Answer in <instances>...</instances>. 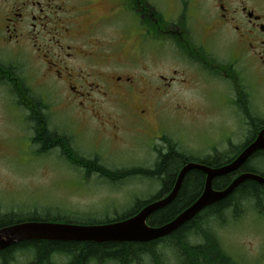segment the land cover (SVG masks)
I'll return each mask as SVG.
<instances>
[{
	"label": "flooded vegetation",
	"instance_id": "af4514ba",
	"mask_svg": "<svg viewBox=\"0 0 264 264\" xmlns=\"http://www.w3.org/2000/svg\"><path fill=\"white\" fill-rule=\"evenodd\" d=\"M97 2L102 11L96 10ZM159 52L170 68L190 66L203 80L223 86L226 92L214 89L228 97L226 106L232 104L255 131L247 144L264 129V118L253 112L252 104L259 100L250 76L257 72L264 78V0H0V104L18 111L22 121L27 118L33 133L26 138L30 144L40 153L56 150L64 163L71 164L67 159L74 148L72 135L58 128L51 113L57 110L51 104L42 107L28 82L33 79L45 94L59 95L64 110L74 111L87 124L94 121L101 135L118 142L113 134L117 124L98 114L97 96L108 79L109 86L116 87L115 102L132 109L131 120L153 132L159 118L142 106L148 95L151 100L165 96L171 85L187 79L177 69L172 75L151 73L147 62ZM133 55L150 68L148 74L128 65ZM80 63L95 68L116 65L117 71H77ZM191 114L188 108L181 115ZM158 138L166 149L162 144L161 150L152 148L156 160L169 151L167 137ZM175 143L181 161L198 159L183 155ZM0 154H5L1 141Z\"/></svg>",
	"mask_w": 264,
	"mask_h": 264
},
{
	"label": "rangeland",
	"instance_id": "374dc122",
	"mask_svg": "<svg viewBox=\"0 0 264 264\" xmlns=\"http://www.w3.org/2000/svg\"><path fill=\"white\" fill-rule=\"evenodd\" d=\"M96 10H103L98 2ZM147 64L150 65L151 73L162 71L163 74L172 75V69H177L181 76L187 78L186 82L171 85L165 91V96L157 98L155 96L151 100L148 95V100L142 106L148 115H158L159 118L157 128L149 132L131 120L128 112L133 111L132 109L127 110L115 102L118 97L112 92L116 87L109 86L107 79L103 83V92L97 96L99 102L96 103V109L99 115L117 124L113 134L116 135L118 142L101 135L94 121L87 124L74 111L64 110L65 108L61 107L63 100L59 95L45 94L44 87L36 84L33 79L28 82L30 92L44 103L42 107L47 106L48 109L51 104L52 108L57 110L51 113L55 114L53 118L58 119V128L65 127L72 135L75 147L72 148L73 151L76 150L80 157L82 155L86 158H99L107 169L116 173L111 181L97 172L85 173L74 165L64 163V159L58 158L56 150L48 154L47 151L40 153L36 146L26 139L33 135L27 118L26 122L22 121L18 111L12 107L5 110L0 104V141L5 147V154H0V215L8 211L23 214L36 210L38 213L48 214V219L53 222L62 223L79 219L82 224H88L95 219L100 221L122 215L132 208L136 200H147L160 190L159 176L149 178L140 176L141 172L136 171L143 167H153L156 153L152 148L159 147L161 150L162 146L166 147V142L164 140L161 142L160 137L158 138L160 134L167 137L169 144L171 141L177 142L182 149L180 152L186 156L191 155L200 160L210 161L226 156L230 158L233 154L237 156L239 147L252 132L250 130L252 127L248 125L246 117L234 110L232 104L230 107L226 106L229 104L228 97L214 89L217 87L220 91L226 92L223 86L213 80H203L190 66L170 68L172 65L164 62L162 52L157 53ZM128 65L136 67L141 74H148L150 71L149 67L137 61L135 55L131 56ZM95 67L85 63L75 65L77 71L83 72L100 69L108 74L117 71L116 65ZM129 71L132 73L135 70ZM250 76L254 81L257 99L260 101L255 99L252 104L253 112L264 118V110L259 109L264 106V81H261L264 78H261L262 73L257 72L250 73ZM256 76L259 79L255 80ZM159 93L160 90L157 95ZM167 101L170 105L165 103ZM188 108L189 112L197 115H181ZM169 110L171 111L168 112ZM65 113L70 117L62 115ZM61 122L66 123L67 127L61 126ZM107 129L110 130L109 127ZM259 153L261 151L253 153L252 158L248 159L249 162L248 160L245 162H248L247 167L250 170L243 172L264 174V154ZM189 161L191 160H185ZM125 170L133 172L124 179L120 175ZM239 173H236L233 179ZM258 189L261 190L256 196H253L255 193L235 195L238 204L235 214L232 207L218 215L208 214L203 221L195 225L194 229L186 231L181 240L187 244H197L208 239L207 235L211 233L238 262L237 264H264V187ZM170 242L167 243L169 246L165 245V242L153 245L154 254L162 264H178L179 252ZM25 254L22 250L13 253L14 264H27L22 256ZM151 261L150 254L144 255L143 264H151ZM100 264L114 263L102 261Z\"/></svg>",
	"mask_w": 264,
	"mask_h": 264
},
{
	"label": "trees",
	"instance_id": "16d2710c",
	"mask_svg": "<svg viewBox=\"0 0 264 264\" xmlns=\"http://www.w3.org/2000/svg\"><path fill=\"white\" fill-rule=\"evenodd\" d=\"M248 117V116H247ZM250 116L248 118H252ZM252 121L255 123L256 120ZM258 121V120H257ZM256 121V122H257ZM248 138L244 144L239 147L241 149L251 141L255 131L252 129ZM249 133V132H248ZM60 142V139L59 141ZM176 143L172 142L169 144V151L162 154L160 158L155 160L153 167L136 170L141 172L140 176H159L161 187L158 193L147 200H136L132 208L126 210L122 215L98 221L97 219L90 221V223H103L109 221H117L127 218L135 214L141 207L146 203L158 199L161 196L169 192L174 185L176 173L179 168L184 164L185 161H181L178 156L176 149ZM69 147V145H68ZM75 148V147H74ZM75 150V149H74ZM77 151H72V155L69 160L72 165L83 170L85 173L97 172L100 176L111 181L116 175L112 170L107 169L99 160V158H86L81 155L78 156ZM258 154V153H257ZM264 154L261 151L259 155ZM233 154L230 158L224 157L210 161L209 159L198 160L209 166H219L232 160L235 156ZM226 158V159H225ZM252 156L249 158L251 159ZM188 161V158H183ZM249 162V160H248ZM247 162V163H248ZM245 163L242 168H239L236 172H232L226 175L218 176L212 181L213 188L222 189L226 187L234 175L244 170H250ZM116 170V169H115ZM133 171L125 170L121 172L120 177L124 178ZM264 175V174H263ZM130 178V177H127ZM155 178V177H154ZM125 179V178H124ZM205 182V175L197 170H189L184 177L182 185L176 195V197L165 207L157 210L154 214L147 219L149 225H160L172 218H174L182 209L188 206L197 196L201 193ZM264 186L259 185L253 181L247 180L241 183L237 189L228 197L223 200L206 207L193 219L184 223L174 233L168 235L162 239H156L146 243L140 242H106V243H95V242H74V241H47V240H28L19 242L13 246L7 247L0 251V264H14L13 253H18L22 250L25 252L23 259L28 262L27 264H92L101 263L102 261L113 262L114 264H143L142 259L144 255L150 254L151 264H162V262L156 258L153 250L155 243L167 244L170 242L175 246L179 252L178 264H237L238 262L223 248L218 239H215L213 234L207 233L208 239H204L197 244H187L186 241H182L181 238L184 233L188 230L195 228V225L199 224L205 216L208 214L218 215L225 209L232 207L234 214L238 206L235 198L236 194L239 193H255L256 196L259 190ZM49 215L38 213L36 210H32L23 214H17L13 211H8L0 215V228L15 224L22 221L28 220H40V221H51ZM79 219L68 220V223H80ZM184 240V239H183ZM25 262V263H26Z\"/></svg>",
	"mask_w": 264,
	"mask_h": 264
},
{
	"label": "water",
	"instance_id": "95a60500",
	"mask_svg": "<svg viewBox=\"0 0 264 264\" xmlns=\"http://www.w3.org/2000/svg\"><path fill=\"white\" fill-rule=\"evenodd\" d=\"M259 150H264V129H261L254 140L226 164L211 167L195 161L184 163L175 178L173 187L166 196L147 203L136 214L117 222L77 224L28 220L4 226L0 228V251L28 240L146 243L168 236L193 219L205 207L229 196L241 182L253 180L264 185L263 175L241 172L223 189H214L212 186L215 177L237 171L253 153ZM189 170H197L205 174V183L200 195L171 220L158 226H150L147 223L148 217L168 205L176 197L183 178Z\"/></svg>",
	"mask_w": 264,
	"mask_h": 264
}]
</instances>
